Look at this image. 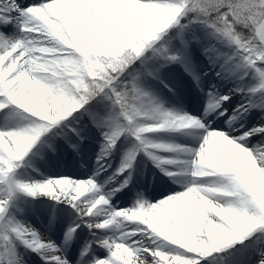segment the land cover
<instances>
[{
	"label": "snow or ice",
	"instance_id": "6c2138e0",
	"mask_svg": "<svg viewBox=\"0 0 264 264\" xmlns=\"http://www.w3.org/2000/svg\"><path fill=\"white\" fill-rule=\"evenodd\" d=\"M187 17L193 18L192 23L210 28L217 39L235 46L245 66L256 69L264 78V71L258 68V64H264V0H48L26 9L16 0H0V24L26 20L23 41H13L0 32V97L4 98L0 110L14 105L41 122L34 128L0 132V183L7 182L32 196L47 195L70 205L82 218L92 217L108 200L98 195L97 185L91 180L13 184L12 174L42 133L100 96L114 101L130 126L128 130L142 144L146 143L142 139L146 133L202 127L188 117L149 110L150 105L142 100L135 84L121 88L125 73L148 52L171 62L181 60L180 55L157 48L155 42ZM37 40L54 43L52 47H37ZM108 44L117 46L119 53L105 56L101 47ZM36 49L53 51L45 55ZM40 56L69 63L55 76H41L33 69L35 58ZM142 117L157 123L142 125ZM260 133L264 128L246 133L239 140ZM121 134L117 131L107 137L110 147H115ZM192 175L216 179L189 187L159 204L116 212L107 222L89 225L106 229L116 222L138 221L146 226L147 235L162 238L181 251L166 253L162 247L106 243L110 258L98 264H202L213 254L242 244L257 230L264 231V151L254 156L238 140L211 131L196 154ZM7 203L0 200V217L7 211ZM13 231L35 251H59L50 243H41L28 228L20 226ZM75 231L71 229L69 236ZM47 259L50 264H68L59 255ZM260 264H264V258Z\"/></svg>",
	"mask_w": 264,
	"mask_h": 264
},
{
	"label": "bare ground",
	"instance_id": "6f19581e",
	"mask_svg": "<svg viewBox=\"0 0 264 264\" xmlns=\"http://www.w3.org/2000/svg\"><path fill=\"white\" fill-rule=\"evenodd\" d=\"M21 1L16 0L17 4H20ZM0 26L3 30L11 28L10 25L0 24ZM53 43L37 40L36 46L52 47ZM224 46V54H221L215 46H208V56L205 62H207V66L210 69L209 78L212 82L208 83V88L201 87L198 80L194 79L193 81L188 80L186 83L185 81L178 82L174 85L177 88L168 90L166 93L160 92L161 102L155 109H159L161 113H171L177 118L188 117L197 120L202 127H177L162 131L164 132L165 140L161 144L164 147H159V152L162 155L171 157L172 160L167 162L160 160L157 156L151 157L152 166L149 172L134 181L136 188L140 184H145L146 190L144 193L137 195L131 186L122 184V176L114 173L115 169L111 156H106L104 160L106 164L104 165L102 162H94L96 150L93 148V141L97 139L96 134L91 133L89 130L83 131L81 135L77 136L66 133V128L61 123L65 121L68 123L72 114L59 122V128L49 133L48 138L34 145L22 161L25 163L27 161L35 166L41 163L45 168H47L46 161H43L41 157L50 158L52 154H64L65 145H70L72 148H69L70 151L81 153L80 160L84 162L86 168L68 167L58 171L53 170L51 180L70 179L77 182L91 180L98 185V195L107 199L108 204L101 206L96 215L82 218L76 209L66 203L58 202L43 194L32 196L18 188L10 199V216L15 217L16 220H23V227L25 228L29 224L36 223L47 226L48 230L50 228H64L66 241L62 239L59 230L55 229L51 242L41 236L38 237L41 243L46 245L50 243L59 251L56 253L44 250L35 251L18 239L13 230L20 227V225L12 223L10 226L12 229L10 243L18 251L15 254V264H50L49 259H44L52 255L62 257L64 253L68 255V264H98V261L110 258V249L106 246V243L102 244L103 250L96 252L95 256L91 254L78 260L74 252L76 247H82L83 245L88 248L91 247L90 250L97 248L99 243L92 241L93 230L95 229L94 227H89V225H92L91 221L99 220L100 223H104V219L109 220L116 213V210L121 208L131 209L135 202L139 207L141 205L147 206L146 201L150 198H153L156 202H162L187 191L189 187L215 182L216 178L200 179L192 175L196 154L203 146L205 139L193 132L208 131L209 125H212L211 131H222L230 139L238 140L241 145L250 146L249 151L253 152L254 156L258 152L264 151V133L251 135L246 140H239L246 133L264 128V87H262L264 84L253 74L249 67L245 66L244 60L237 56L235 46L229 43H225ZM185 85L195 89L194 93L199 94L198 97L200 99L196 98L192 101L189 93H183V90L186 89ZM175 92L182 94L181 97L179 98V95L175 94ZM223 97H229V99L223 101ZM235 100H238L239 104L233 113H229L228 103H232ZM202 102L206 104L204 108L202 107ZM218 103L220 107L217 108L215 105ZM34 119H36L37 123L40 122L38 117H34ZM153 122L157 123V121ZM36 125H29L28 120L20 116L15 118L9 115L6 117L0 116V130L3 132L14 131L12 129L34 128ZM58 132H60L59 137L61 138L59 141L53 138ZM145 135L151 137L154 136V133H146ZM46 143H50V150L45 147ZM158 166H163L164 169H159ZM110 174H113V177L110 178ZM17 178L20 184L36 185L47 182L45 177L35 173L27 165L22 168V174ZM97 181L98 184L96 183ZM8 184L7 182L0 183V197H3L4 187L9 190ZM85 194L87 195L88 193ZM107 194H109L108 197ZM69 223L77 226L75 233L71 237L69 236L71 229L67 228ZM110 226L107 234L112 237V241L107 244L123 242L133 247L137 244L148 248L162 247L166 253L181 251L170 242L163 241L162 238L147 235L146 226L138 221L116 222L110 224ZM253 246V250L246 255L247 259L239 256V254L235 256L233 261L229 262L228 256L225 258L218 257V253H215L203 260L202 264H211L210 261L213 259H215L214 262L220 264H260L258 260L264 256V243L256 239L253 242Z\"/></svg>",
	"mask_w": 264,
	"mask_h": 264
},
{
	"label": "rangeland",
	"instance_id": "374dc122",
	"mask_svg": "<svg viewBox=\"0 0 264 264\" xmlns=\"http://www.w3.org/2000/svg\"><path fill=\"white\" fill-rule=\"evenodd\" d=\"M48 0H23L21 5L22 9H26L31 6L39 5L42 3H46ZM143 2V0H142ZM193 18L187 17L180 21L179 25L172 26L168 30H166L165 34H162L161 39H159L157 42H155V46L163 45L165 41H170L168 43H173V41L177 40V37L179 33H182L183 40L176 41V43L179 45L178 49L176 47L168 48V52L172 55H180L181 60L179 62H171L167 60L166 58L161 56V61L158 64V66L151 70L148 67H146V74L145 71L142 72V68H139L136 70L135 74H131L128 71L125 73V75L122 78L121 82V88L123 89L125 86H131L135 84L137 89L139 90V93L141 95L142 100L150 105L149 110L155 109L157 105L161 102L160 98V92H167L168 89H173L174 85L178 82H186V81H193L198 80V83L201 87L208 88L211 81L209 78L210 75V69L207 66V62H205L206 57L208 56L207 50L208 46L213 45L221 54L225 53V46L224 44L227 43L226 41L217 39L215 35L206 36L205 34L213 33L212 30L208 27H206L203 24L200 23H192L191 20ZM192 24L195 28V32L192 34L189 33V31H180L177 26H182V24ZM176 30L174 33L170 34V36H166L168 33H170L171 30ZM186 28V26H185ZM246 34V33H245ZM170 37V38H169ZM175 37V38H174ZM169 38V39H168ZM168 39V40H166ZM175 39V40H173ZM130 46V45H129ZM158 48V47H157ZM101 50L106 56H114L119 53V48L112 44H108L107 46H102ZM149 54H154L152 52H149ZM237 56L241 57L238 54V51L236 52ZM156 55V54H155ZM242 58V57H241ZM258 68L261 71H264V64H258ZM250 70L253 72V74L260 79L264 84V78L261 77L260 72L256 69L250 68ZM209 72V73H208ZM202 81V82H201ZM195 98L200 99L197 95H195ZM3 97H0V102H3ZM98 106L104 108L96 110L98 115L93 118V124H90L86 118H84V113L82 110H77L74 114L71 115L69 122L67 121L61 123L63 126L67 127L68 124L77 125L76 128H74L72 131H78V129H84L85 131L89 130L92 133H97L98 137L102 138V136H105V130L110 127L113 122L116 120V118L113 116L115 114L113 112V103L110 98L106 96H101V100L98 103ZM105 108H107V111H105ZM102 112V113H100ZM12 116V117H18L24 118L28 120L29 125L34 126L37 124L36 119L29 114L24 112L22 109H19L17 106L9 105L8 107L4 108L3 110H0V116L6 117V116ZM38 120V119H37ZM40 123V122H39ZM65 123V124H64ZM142 125H151L155 124L153 121L144 119L143 117L139 121ZM70 124V125H71ZM125 124L130 127L127 123ZM15 127V126H14ZM11 127V128H14ZM53 127V126H52ZM50 128V130L46 133H42L39 141L37 144L40 143V141H44V139L48 138V134L52 131L59 128L53 127ZM127 127V128H128ZM124 128V127H123ZM14 131H17V129H12ZM211 130V129H210ZM124 129L121 130L122 134L120 136L124 135ZM218 132H222L217 130ZM0 132H3L0 130ZM211 132V131H209ZM224 132V131H223ZM194 134H199L201 137L205 138L207 132H193ZM127 135V133H126ZM128 135L133 138L135 141L136 148L128 150V154L132 155V161L128 160L126 157L125 152L120 147L116 148V152H118L119 156L123 158V161L125 162L124 166H120L115 161V157L113 156V163H114V172L118 174H124V180L128 181L134 173L137 174V177L141 176V171H144V175L149 172V169H151L152 161L148 160L146 156H157L162 161L170 162L172 160L171 157L165 156L160 154L159 147H155V145H161L164 143V132H155L154 136L152 137V140L150 144H142L139 140H137L136 136L133 132L128 131ZM128 137V136H124ZM145 134L142 135V139H144ZM163 141V142H162ZM242 147H245L247 150L250 149V146L241 145ZM188 147V146H187ZM199 147V146H198ZM142 156L144 161H137L136 158ZM137 161V162H136ZM131 164L130 167H126L128 164ZM159 169H164L163 166H158ZM122 169H125L124 171H121ZM22 174V165L17 166L15 172L12 174V182L13 184H20L19 179L17 178ZM143 179V178H142ZM98 183V181L96 182ZM133 185V184H132ZM9 186V190H7L6 187L3 188L4 194L3 197H0V200H5L9 204H7V211L4 214L3 217H0V253L5 256L6 264H15V254L18 253V251L11 245V238H12V229L11 224L14 223L15 217H11V204L10 199L15 194V190L18 188L13 189ZM145 184H140L135 187V184L133 185V190H135V194L139 195L144 193L145 191ZM11 194V195H10ZM107 219H104V222H107ZM100 223L99 220L91 221L92 225H96ZM69 225L73 228L75 227V224L69 223ZM111 226H109L106 229L100 230H94L93 231V237H95L93 240L101 243H109L112 241V237L107 234V230L110 229ZM4 237H10V239L6 240ZM259 240L261 243H264V231L257 230L254 234H252L248 239H246L242 244L237 243L233 247L228 248L227 250L218 253V257H227L229 258V262L233 261L235 259V256H242L247 259V254L249 251L253 250V242L255 240ZM81 254L89 255L91 252L88 248H86L85 245L80 247L79 249ZM102 247L98 248V252L102 251ZM92 254L94 255V252L92 251ZM264 254V251H263ZM264 258L262 256L260 260ZM215 259L211 260V264H220L214 262ZM260 260H258L260 262Z\"/></svg>",
	"mask_w": 264,
	"mask_h": 264
},
{
	"label": "clouds",
	"instance_id": "9594fccd",
	"mask_svg": "<svg viewBox=\"0 0 264 264\" xmlns=\"http://www.w3.org/2000/svg\"><path fill=\"white\" fill-rule=\"evenodd\" d=\"M36 51H40L47 55L51 53L52 49H36ZM69 61L66 60H59V59H52L48 60L44 58V56L36 57L33 63L34 71L41 75L45 76L46 74H51L55 76L59 72H63L66 70V66L68 65Z\"/></svg>",
	"mask_w": 264,
	"mask_h": 264
},
{
	"label": "trees",
	"instance_id": "16d2710c",
	"mask_svg": "<svg viewBox=\"0 0 264 264\" xmlns=\"http://www.w3.org/2000/svg\"><path fill=\"white\" fill-rule=\"evenodd\" d=\"M180 28V27H178ZM176 30V29H175ZM174 33L173 30L170 31V33L167 34V37L170 36V34ZM247 34V33H246ZM117 47V46H116ZM118 48V47H117ZM159 48H164V47H159ZM102 52V51H101ZM106 56V54H104ZM146 62L154 65L156 63V61L158 60V55L155 54H149V52L147 53V55L143 58ZM142 59L137 61L131 68L128 69V72L131 74H134V72H136L137 69L142 68V70L144 69V64H142ZM106 71V69H104ZM100 97H97L96 99L90 101L85 108L87 110H91L95 107L97 100H99ZM0 264H5V259L3 257V255L0 253Z\"/></svg>",
	"mask_w": 264,
	"mask_h": 264
}]
</instances>
